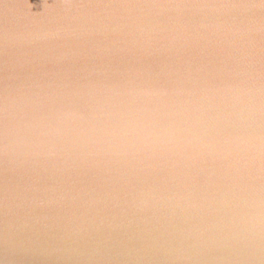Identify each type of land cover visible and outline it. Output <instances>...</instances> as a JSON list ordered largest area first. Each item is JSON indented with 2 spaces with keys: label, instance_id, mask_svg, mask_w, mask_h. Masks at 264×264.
Returning a JSON list of instances; mask_svg holds the SVG:
<instances>
[{
  "label": "water",
  "instance_id": "obj_1",
  "mask_svg": "<svg viewBox=\"0 0 264 264\" xmlns=\"http://www.w3.org/2000/svg\"><path fill=\"white\" fill-rule=\"evenodd\" d=\"M0 264H264V0H0Z\"/></svg>",
  "mask_w": 264,
  "mask_h": 264
}]
</instances>
